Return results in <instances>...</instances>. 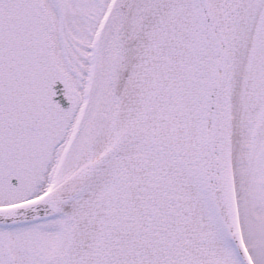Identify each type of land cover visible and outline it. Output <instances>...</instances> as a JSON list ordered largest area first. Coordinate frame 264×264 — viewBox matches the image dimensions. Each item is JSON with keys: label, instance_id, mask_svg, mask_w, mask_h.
Returning a JSON list of instances; mask_svg holds the SVG:
<instances>
[{"label": "snow or ice", "instance_id": "obj_1", "mask_svg": "<svg viewBox=\"0 0 264 264\" xmlns=\"http://www.w3.org/2000/svg\"><path fill=\"white\" fill-rule=\"evenodd\" d=\"M0 264H264V0H0Z\"/></svg>", "mask_w": 264, "mask_h": 264}]
</instances>
